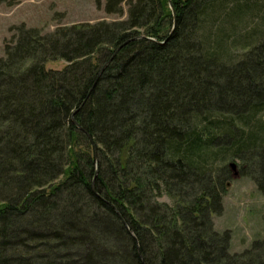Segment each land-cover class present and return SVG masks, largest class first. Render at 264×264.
<instances>
[{"label":"trees","instance_id":"1","mask_svg":"<svg viewBox=\"0 0 264 264\" xmlns=\"http://www.w3.org/2000/svg\"><path fill=\"white\" fill-rule=\"evenodd\" d=\"M170 2L4 45L0 264H264L213 223L230 160L264 196V0Z\"/></svg>","mask_w":264,"mask_h":264},{"label":"rangeland","instance_id":"2","mask_svg":"<svg viewBox=\"0 0 264 264\" xmlns=\"http://www.w3.org/2000/svg\"><path fill=\"white\" fill-rule=\"evenodd\" d=\"M122 15H107L102 6L97 8L95 0H8L0 5V58L4 45L13 39L16 27L25 25L38 28L44 34L53 32L57 27L79 23L107 22L126 19L127 5H122ZM246 33L251 27L260 31L262 26L252 18L245 21ZM65 62H49L47 69L60 70ZM235 170L228 168L229 179L223 198V211L213 216L214 228L218 232L230 234V252L240 253L250 248L253 241L264 239V196L254 182L240 175L239 162ZM234 173L238 176L234 178Z\"/></svg>","mask_w":264,"mask_h":264},{"label":"water","instance_id":"3","mask_svg":"<svg viewBox=\"0 0 264 264\" xmlns=\"http://www.w3.org/2000/svg\"><path fill=\"white\" fill-rule=\"evenodd\" d=\"M168 4H169V8H170V10H171V12H172V15H173V17H174V19H175V12H174V10H173V6H172V4H171V2H170V0H168ZM174 23H175V20H174ZM111 59H112V57L101 67V69H100V71H99V73H98V76H97V78L99 77V75L105 70V68H106V66L109 64V62L111 61ZM97 80V79H96ZM96 82V81H95ZM72 122L73 123H75V121H74V119L72 118ZM228 166L230 167V168H232L233 170H235V167H236V165L234 164V163H232V162H230L229 164H228ZM96 174L97 173H95V176H96ZM238 176V174L237 173H234V178H236ZM93 190H94V188H93Z\"/></svg>","mask_w":264,"mask_h":264}]
</instances>
